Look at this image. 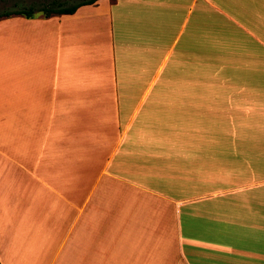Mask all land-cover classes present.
<instances>
[{
    "label": "crops",
    "instance_id": "0c3cea01",
    "mask_svg": "<svg viewBox=\"0 0 264 264\" xmlns=\"http://www.w3.org/2000/svg\"><path fill=\"white\" fill-rule=\"evenodd\" d=\"M0 264H264V0L0 17Z\"/></svg>",
    "mask_w": 264,
    "mask_h": 264
},
{
    "label": "rangeland",
    "instance_id": "374dc122",
    "mask_svg": "<svg viewBox=\"0 0 264 264\" xmlns=\"http://www.w3.org/2000/svg\"><path fill=\"white\" fill-rule=\"evenodd\" d=\"M82 0H0V13L5 11H15L18 8H29L33 7V14L41 13L40 9L44 6L54 7L58 3L67 5L74 4ZM30 3V5H26Z\"/></svg>",
    "mask_w": 264,
    "mask_h": 264
},
{
    "label": "trees",
    "instance_id": "16d2710c",
    "mask_svg": "<svg viewBox=\"0 0 264 264\" xmlns=\"http://www.w3.org/2000/svg\"><path fill=\"white\" fill-rule=\"evenodd\" d=\"M96 0H82L79 3L73 4V5H69L66 6L63 3H58L56 4V6L51 7V6H44L40 9V11H42L45 15H49L51 13H72L73 11H75V9L81 5V4H88V3H92ZM13 13L16 14H24L27 17H30L33 15V7H29V8H25V9H21V10H15V11H5L0 13V17L2 16H9Z\"/></svg>",
    "mask_w": 264,
    "mask_h": 264
}]
</instances>
